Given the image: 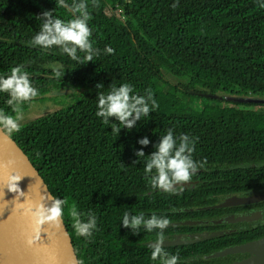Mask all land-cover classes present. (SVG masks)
I'll list each match as a JSON object with an SVG mask.
<instances>
[{
  "label": "trees",
  "instance_id": "16d2710c",
  "mask_svg": "<svg viewBox=\"0 0 264 264\" xmlns=\"http://www.w3.org/2000/svg\"><path fill=\"white\" fill-rule=\"evenodd\" d=\"M85 2L96 50L91 62L80 50L79 60H73L57 46L29 43L42 25L37 16L53 9L66 22L72 18L67 8L56 7L55 0H0V77L17 66L28 73L38 95L21 105L23 116L29 104L71 88L51 98L59 109L8 131L65 202L62 215L81 264H99L101 230L110 239L104 252L114 248L112 240L120 246L142 237L122 226L126 212L147 219L146 211L211 208L222 197L264 190V0ZM106 47L114 52L106 53ZM54 66H60V76ZM99 83L103 89L96 88ZM125 83L133 94L150 90L158 107L131 131L121 129L117 135L96 116L97 92L106 94L110 85ZM7 99L0 92V110L14 115ZM209 108L218 112L211 114ZM169 129L177 145L182 135L195 141L192 158L203 167L165 192L152 188L155 171L146 175L147 157L134 162L139 140L149 139L143 151L150 155ZM73 207L84 222L88 214L95 215L91 237L75 232ZM196 213L167 219L191 220ZM149 264L159 263L151 258Z\"/></svg>",
  "mask_w": 264,
  "mask_h": 264
},
{
  "label": "clouds",
  "instance_id": "9594fccd",
  "mask_svg": "<svg viewBox=\"0 0 264 264\" xmlns=\"http://www.w3.org/2000/svg\"><path fill=\"white\" fill-rule=\"evenodd\" d=\"M55 4L56 7L67 8L72 13V18L65 22L54 16L53 9L42 12L37 16V19L42 21L40 30L29 43L44 49L57 46L73 60H79L77 51L80 50L86 53L85 59L91 62L96 50L93 49L89 39L92 36V31L88 26V21L92 17L87 10L85 0H80V2L73 0L71 5L67 4L66 0H55ZM261 7H264V5H261ZM105 52L112 54L114 49L106 47ZM59 67H53L57 76L61 75ZM10 72L11 74L7 77H0V92L8 94L9 99L6 103L14 115L0 110V130L13 131L19 130V123L23 119L21 105L36 97L38 90L32 86L29 75L23 70V66L14 67ZM96 88L98 90L103 89L104 85L99 83ZM109 89L106 94L102 91L97 92L98 111L96 116L102 118L104 124H111V131L114 134L119 135L121 129L131 131L138 121L149 116L152 110L158 107L150 90H146L144 96L133 94L132 86L127 83L119 87L110 85ZM112 120L116 122L113 123ZM138 143L142 147L141 150L135 152L137 160L134 163H138L142 157H147L145 161L146 175L155 171V174L151 175L150 178L153 189L171 192L177 185L190 181L192 176L196 174L198 167H203V164L198 165L192 158L195 141L190 140L188 135L180 136L177 145L173 132L169 129L167 134L160 137L159 143L154 146L155 151L147 156L143 148L149 145V139L144 137ZM16 180L17 178L14 175L9 176L8 188L10 191L18 188L17 183H13ZM64 203L60 199H55L51 201L50 206L41 203L29 208L28 211L36 230L40 231V226L48 221L62 223L60 218L63 214L62 205ZM70 215L73 219L72 226L77 235L85 238L91 237L97 226L95 215L88 214L87 222H84L80 219L75 207L70 210ZM169 223L170 221L167 218L158 217L155 214L145 219L143 213L130 215L126 212L123 216L122 226L130 228L133 235L139 234L141 226L148 232L159 229L151 258L153 260L159 258L161 264H178L179 257L176 255L170 256L164 252L162 247L164 241L163 230ZM26 243L31 245L32 239H28Z\"/></svg>",
  "mask_w": 264,
  "mask_h": 264
},
{
  "label": "water",
  "instance_id": "95a60500",
  "mask_svg": "<svg viewBox=\"0 0 264 264\" xmlns=\"http://www.w3.org/2000/svg\"><path fill=\"white\" fill-rule=\"evenodd\" d=\"M13 175L17 178L13 183H17L18 188L10 191L9 176ZM55 199L56 194L29 153L7 129L0 130V249L8 257L9 264H81L63 215L60 218L62 223L48 221L37 231L29 214L28 209L34 205L46 203V206H50L51 201ZM260 202H264V193L244 198L230 196L213 208ZM209 237L204 235L203 238ZM28 239H32L31 245L26 243ZM199 240L197 237L194 241L183 243H196ZM176 244L165 243L162 246ZM236 252H249L253 255L252 258L237 264H264V238L230 249L223 254Z\"/></svg>",
  "mask_w": 264,
  "mask_h": 264
},
{
  "label": "flooded vegetation",
  "instance_id": "af4514ba",
  "mask_svg": "<svg viewBox=\"0 0 264 264\" xmlns=\"http://www.w3.org/2000/svg\"><path fill=\"white\" fill-rule=\"evenodd\" d=\"M255 194L259 193L255 191L230 196L244 198ZM230 196L220 198V204ZM216 206H212L211 208L213 210H222L208 215L203 210H210L211 208L172 209L169 211L162 209L153 211L154 214L163 218L173 215L182 217L181 215L184 213L201 212L200 214L196 213V215H193V219L191 220L170 222L163 230V244L175 242L177 244L162 247L164 250L165 248L168 249L170 256L176 255L179 257L178 264H237L253 257L249 252L223 253L264 238V202L227 208H213ZM145 214L147 219L152 216L150 211H146ZM240 219H245V221H241ZM139 231L142 233V237H139L136 243L133 240L129 245L119 246L116 240L111 239L114 248L110 252H104V247L107 246V242L110 239L101 230L98 234L100 243L99 264H149L151 260L149 251L153 249L160 230L156 229L148 232L141 226ZM152 234H154L153 240L151 239ZM204 235H209L210 237L204 239ZM197 237L200 240L196 243H183L194 241ZM213 239H216V241H212ZM173 247L175 248L173 249ZM153 261L161 264L159 258Z\"/></svg>",
  "mask_w": 264,
  "mask_h": 264
},
{
  "label": "rangeland",
  "instance_id": "374dc122",
  "mask_svg": "<svg viewBox=\"0 0 264 264\" xmlns=\"http://www.w3.org/2000/svg\"><path fill=\"white\" fill-rule=\"evenodd\" d=\"M68 90H71V88H68L67 90H63V91H52L50 93V97H47L46 99L42 98V99H38L36 100L35 102L29 104L28 106V109L26 111V114L23 116V119L20 121L19 124H22V123H26L30 120H35V119H38L42 116H45L46 114L50 113V112H53L57 109L60 108V106L56 105L55 102H53L51 100L52 97L58 95H63V94H66V91ZM62 100V98H61ZM196 107H199V105H196ZM209 112H212L211 114L213 113H217L215 109L213 108H209ZM254 111H258L260 109H253ZM184 187V186H183ZM256 193H264V190H259V191H256Z\"/></svg>",
  "mask_w": 264,
  "mask_h": 264
},
{
  "label": "bare ground",
  "instance_id": "6f19581e",
  "mask_svg": "<svg viewBox=\"0 0 264 264\" xmlns=\"http://www.w3.org/2000/svg\"><path fill=\"white\" fill-rule=\"evenodd\" d=\"M1 258H5L6 261ZM0 264H9L8 257L4 255L1 249H0Z\"/></svg>",
  "mask_w": 264,
  "mask_h": 264
}]
</instances>
